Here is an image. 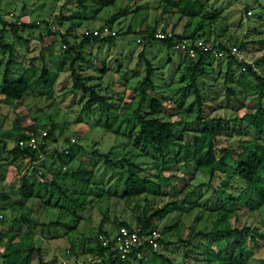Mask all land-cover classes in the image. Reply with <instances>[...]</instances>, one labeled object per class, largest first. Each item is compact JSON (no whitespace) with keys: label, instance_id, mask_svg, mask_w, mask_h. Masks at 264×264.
Instances as JSON below:
<instances>
[{"label":"rangeland","instance_id":"1","mask_svg":"<svg viewBox=\"0 0 264 264\" xmlns=\"http://www.w3.org/2000/svg\"><path fill=\"white\" fill-rule=\"evenodd\" d=\"M200 1L206 2L217 17L210 21L192 19L186 30L187 20L179 19L176 14L164 15L159 0H114L108 7H102L97 0H0V14L13 13V19L20 25L21 40L8 30L4 34V41L12 43L16 50L12 78H18L26 70L32 81L24 98L11 104L1 92L0 80V213L3 215L0 264H9L4 250L11 234L16 235L11 244L31 237L34 247L31 264H37L38 257L42 264H62L66 250L72 245L77 251L81 247L86 252L81 256L70 253V264L74 259L93 264L88 249L94 247V237L100 227L111 235L120 223L136 224V217L142 216L143 211L153 212L166 204L170 212L153 223L161 233L163 227L169 228L162 234L157 253L174 264L204 261V242L192 239L187 243L185 240L195 231L209 230L217 211L222 208L235 211L237 220L234 221L233 216L231 223L236 227H249L256 240L249 242L252 254L247 264H264V165L254 184L241 181L232 170L221 167L210 186L208 175L195 171L184 149L180 151V146L191 143L200 131L215 130L218 119L222 123L216 139L217 157L222 155V148L258 138L251 129L243 130L228 120L253 112L259 102L264 106V89L250 90L249 86L259 87V84L235 64L228 67L227 56L208 58L203 71L196 77L202 99L199 105L187 89L190 73L186 70L184 54L167 49L158 41L146 46L135 41L134 32L154 26L155 19L157 28L170 30L176 24L174 31L182 35L199 28L198 33L208 41L236 47L237 57L264 76V0ZM125 10L126 14H122ZM44 20L53 32L64 33L66 42L57 34L48 33ZM37 22L41 24L34 30L22 26ZM100 28L116 33L112 43L85 45L77 51L80 58L74 60L77 53L69 49L81 41L84 32ZM128 28L130 34H126ZM7 55L8 52L0 51V71ZM72 60L85 84L107 98L109 108L85 106L86 98L72 86L69 69ZM146 60L154 68L153 87L145 86L147 97L141 98L139 87L146 72ZM43 66L50 73V87L37 80ZM228 87L235 92L231 100L226 95ZM152 98L161 101L158 116L175 125L174 141L164 163L152 148L144 150L141 147L137 135L139 126L135 110L141 107V112L149 111ZM15 119L24 128L34 125L38 132L54 126L47 154L35 164L11 152L16 141L9 132L14 129ZM70 137L76 143L66 165L74 169L84 165L94 179L89 186H84L69 174L61 175L57 180L66 189L64 197L57 189L47 186L48 175L40 176L33 168L49 171L51 176L56 173L59 162L54 149H64L65 139ZM105 154L109 160L116 161L115 165L104 163ZM123 157L146 167L148 176L154 180L158 173L155 166L159 165V175L170 177L160 197L147 202L143 198L134 200L124 196L119 181L125 169L120 161ZM224 161L228 163V157ZM23 175L30 182L44 180L37 197L24 200L19 195ZM1 194H5L6 200L1 199ZM83 196L86 205L75 209L76 200ZM237 197L239 201L234 200ZM22 215L30 217L31 222L17 223L15 219ZM56 220L59 222L56 226L35 224L36 221ZM179 238L182 242L177 241ZM231 253L228 241L224 257H230ZM148 264L167 263L154 260Z\"/></svg>","mask_w":264,"mask_h":264},{"label":"trees","instance_id":"2","mask_svg":"<svg viewBox=\"0 0 264 264\" xmlns=\"http://www.w3.org/2000/svg\"><path fill=\"white\" fill-rule=\"evenodd\" d=\"M102 7H108L114 4V0H97ZM159 7L164 15L176 14L179 19H186V26H189L192 19H200L202 21L214 20L217 16L214 11L206 5V2L200 0H159ZM126 10L122 11V14H126ZM138 9L136 13H138ZM2 14H0L1 16ZM0 51L8 52L7 60L5 61L4 68L0 71V80H1V92L4 95L5 99H8L9 102L13 104L15 101H20L24 98L26 93L31 87L32 81L30 80L26 70L18 77L12 78V65L15 62L16 50L12 43H7L4 41V34L6 30L10 31L13 35L18 37L21 40L20 35H18V29L20 27L17 23V19L14 21H8L0 17ZM47 26L48 33L57 34L58 38L66 42L64 38V33H59L58 31L53 32L50 28L48 21H43ZM41 23H33L30 25L23 24L24 28L36 29ZM157 19L154 20V26L150 27L149 25L144 29H139L134 32L135 36L140 34L152 35L154 31L158 30ZM7 27V28H6ZM176 24L172 25L169 31L173 33V39H164L156 40L163 44L167 49L173 50V45L176 41L181 40L182 38H203V34H199L198 29H195L193 32H190L187 35H182L176 33L175 30ZM202 26H200L201 29ZM162 31H167L166 28H160ZM187 30V28H186ZM131 29L128 28L126 34H130ZM113 37H99L93 34L92 31H86L82 35L81 41L73 48H70V51L77 53V56L74 60L80 58V53L77 52L82 49L85 45H90L91 43H112ZM136 38V37H135ZM154 42V41H152ZM151 42L144 43L143 46L150 44ZM67 48V45L64 44ZM222 49H225L228 53L230 47L233 46H222L219 45ZM242 48V45H240ZM67 50V49H66ZM142 56V55H140ZM228 61L227 65L230 67L232 64L240 67L244 75H249L252 77L258 84V86H249L250 90L256 91L261 88L264 89V76L258 74L255 70L252 69V66L241 58L234 55H227ZM211 58L208 56H200L198 59L190 60L187 56L184 55V60L186 63V70L190 73V84L187 85V89L194 94V98L197 103L200 105L201 96L200 91L197 86L196 77L203 71V66L206 59ZM146 72L143 78V81L139 87L141 98H146L147 95L144 92V87L149 86L153 87V74L154 68L151 66L148 60H146ZM69 69L71 71V77L73 78V89L81 92L82 96L86 98L85 106L92 107L97 106H106L109 108L107 98L100 94L93 87L85 84L83 77L74 67V61L72 60ZM50 73L46 67H42L41 74L37 78L38 81H42L46 87H50L51 79ZM260 90V89H259ZM227 99L231 100L235 98V92L232 88L228 87L226 90ZM260 93L258 94V96ZM161 107V101L156 98H152L149 103V111L141 112V107L136 109V116L138 121V139L141 143V147L144 150L152 148L154 152L162 158V163H164V158L167 155V151L170 146L173 144L175 136V125L174 122L170 120H163L158 116L159 108ZM200 111V110H199ZM199 118V117H198ZM214 121V119H211ZM229 122H234L241 129L247 130L251 129L254 134L258 137L251 140L240 141L236 146L232 148H222V155L217 157L216 155V139L219 135L220 126L222 120H217V127L215 130H202L197 135H194L191 143L185 144V146H180V151H184L187 159L189 158L192 161L193 169L195 171H201L208 175L209 181L208 185L212 186L211 180L217 175L218 170L222 168H229L241 181L254 184L260 176V168L264 165V106L259 102L253 112H245L243 115H235L234 117L228 120ZM14 129L9 132V136L12 139H15L16 143L12 148L16 156H20L22 159L28 160L29 162L35 164L42 156L47 154V146L40 145L38 149H30L27 146H19L18 141L29 138L31 135H39L34 125L27 127H22L19 124V120L15 119ZM54 132V126L46 130L47 139L52 138ZM66 149L59 151L54 149L56 153L58 164V169L56 173L41 172V168L34 167L33 171L41 173V176L48 175L49 181L47 186H50L51 189H57L61 196L65 197L66 189L62 188L60 183H58V177L69 174L71 178L84 186H89L93 183V173L88 172L85 169L84 165H78L76 169L68 167V161L72 158L74 144H70V138H66ZM67 150V153L64 151ZM234 155V156H233ZM228 157V163L224 161V158ZM104 163L108 166L115 165L116 161H111L108 159L107 154L103 155ZM177 158V157H176ZM120 161L125 165V169L120 174L121 177L119 181L123 186L124 196L126 198H131L138 200L143 198L145 201L151 199H156L162 195V188L167 184V181L170 177H161L159 175L160 167L158 168V173L155 175V180L151 179L148 176V170L146 167H143L136 163L135 161L129 160L128 158H121ZM67 164V165H66ZM42 185V182H30L26 175H23L20 178V185L18 189L19 195L24 200H29L38 196L39 189ZM188 185V183H187ZM194 189V186H191ZM1 199L6 200L5 194H1ZM235 201L240 199L234 198ZM75 209L79 208L81 205H86V197L83 196L79 200H76ZM168 212H170L169 207L163 205L162 207L156 209L153 212L143 211L142 216H137L135 219L136 224H129L127 222H122L115 228L120 226L130 227L136 225L142 228L153 227L157 228L154 225L156 219H162ZM28 214H31L29 212ZM234 214V215H233ZM235 211L228 209H219L216 213V217L212 222V226L209 230H198L193 232V234L185 240V242H190L192 239H196L199 242L203 243L204 252V261L199 263L194 261L192 263L183 262L182 264H247L248 259L250 258L252 251L249 246L250 241H255V238L251 234L250 228L247 226L236 227L231 223L230 219L234 216V221L237 220V215L235 216ZM2 215V214H1ZM3 219V215L0 220ZM17 223L27 224L31 222V218L27 215H22L20 218L15 219ZM37 225L42 226H56L59 225L58 220L50 221L47 223L35 222ZM169 228L167 226L163 227L162 233H160V238L158 239L159 244H161L162 234L167 233ZM113 232V233H114ZM112 233V234H113ZM7 234V233H6ZM103 235L106 238L111 237L106 231L101 227L99 228L98 233L95 235V245L88 249L93 260L99 257V260H95L93 264H111L113 258V252L107 251L104 248L99 239L98 235ZM15 234L9 235L7 239V246L5 248L4 257L8 259L9 264H31L32 256L34 252V247L32 245L31 237L24 239L23 241H18L15 244H11V240L15 237ZM178 242H182V239L179 238ZM231 242L232 253L230 257H224L225 247L227 242ZM168 244V243H167ZM67 250L75 256H81L86 250L79 248L77 251L74 246H70ZM107 251V252H106ZM144 257L140 259H132L127 261L126 264H148L153 263L154 260L165 262L167 264H174L168 257L158 254L157 251H150L148 249L141 250ZM133 258V257H132ZM37 264H42L41 258L38 257Z\"/></svg>","mask_w":264,"mask_h":264},{"label":"built area","instance_id":"3","mask_svg":"<svg viewBox=\"0 0 264 264\" xmlns=\"http://www.w3.org/2000/svg\"><path fill=\"white\" fill-rule=\"evenodd\" d=\"M0 17L8 21H14L13 13H7L1 15ZM92 32L94 35L99 37H113L116 34L114 31L107 28L95 29ZM173 37L174 36L171 31H162L158 29L154 31L152 35H137L135 41L136 43L143 45L144 43L156 40L173 39ZM63 47H65V45H63ZM173 50L184 54L189 59H198L200 56H208L219 59L227 55H239V50L236 47H230V51L228 53L225 49H222L218 43H213L208 40H204L203 38H182L181 40L175 42ZM74 143L75 139L70 137V144ZM42 144L46 146L48 145L47 133L45 130L41 131L39 135H31L27 139L18 141L19 146H27L30 149H38V147ZM64 152L67 153V150ZM38 175L41 176V173L38 172ZM39 181L44 182L42 178H40ZM1 217L2 215L0 213V218ZM159 238L160 233L157 228H142L136 225H132L130 227L120 226L109 238H106L101 234L98 235L101 245L106 248L107 251H112L114 253L111 264H126L129 260L143 258L144 255L141 250L144 249H148L153 252L157 251L160 245L158 241ZM66 255V258L61 261L62 264H70L69 250H66ZM95 260L98 261L99 257L95 258ZM71 264H85V261L74 259Z\"/></svg>","mask_w":264,"mask_h":264}]
</instances>
